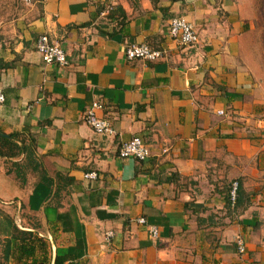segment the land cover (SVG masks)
Returning a JSON list of instances; mask_svg holds the SVG:
<instances>
[{"label": "crops", "instance_id": "obj_1", "mask_svg": "<svg viewBox=\"0 0 264 264\" xmlns=\"http://www.w3.org/2000/svg\"><path fill=\"white\" fill-rule=\"evenodd\" d=\"M252 2L38 0L0 30V134L32 143L47 179L27 169L20 182L7 169L22 154L0 156V224L9 216L36 237L31 255L0 251V264H264V89L242 57ZM172 17L192 25L196 44L169 37ZM41 33L66 64L42 61ZM131 42L164 54L126 59ZM92 101L114 134L85 123ZM134 136L148 148L142 161L117 154Z\"/></svg>", "mask_w": 264, "mask_h": 264}, {"label": "built area", "instance_id": "obj_2", "mask_svg": "<svg viewBox=\"0 0 264 264\" xmlns=\"http://www.w3.org/2000/svg\"><path fill=\"white\" fill-rule=\"evenodd\" d=\"M106 8L111 9L116 0H104ZM167 33L175 43L184 46H192L197 42V35L192 25L182 17H172L168 22ZM34 50L45 63H55L58 65L66 64V55L63 49L55 41L50 40L46 34H38L34 41ZM123 54L126 59H145L154 61L161 58L164 54L162 49H152L143 42L126 43L123 47ZM3 100V95L0 92V102ZM99 103L92 101L83 111V120L85 123L97 134L112 135L114 129L109 122L98 117L94 110L99 108ZM221 113V111H218ZM148 148L139 137H131L120 143L117 154L119 157H131L137 161H142L148 156ZM84 179H95L96 173L88 171L83 173ZM237 192V182L234 180L230 182L228 187V200L229 205L232 207L235 203ZM135 222L145 224V219L142 216L136 217ZM147 234L151 238H155L158 234L157 228L154 225H146ZM105 238L108 239L112 236V231L105 232ZM236 249L238 252L243 251V242L237 237L235 240Z\"/></svg>", "mask_w": 264, "mask_h": 264}, {"label": "trees", "instance_id": "obj_3", "mask_svg": "<svg viewBox=\"0 0 264 264\" xmlns=\"http://www.w3.org/2000/svg\"><path fill=\"white\" fill-rule=\"evenodd\" d=\"M20 154L23 156L21 162L10 161L11 168L7 169V172H12L14 177L20 182L24 181V172L27 169L30 170H39L41 171V180H47L43 174L40 163L37 161V156L35 154V147L32 143L25 145L16 133L11 134H0V156L12 158L17 157ZM228 190L225 195V204L229 207L228 200ZM237 200V192L235 202ZM235 205V203H234ZM233 205V206H234ZM232 206V207H233ZM8 224V227L2 228L0 224V235L2 238V248H1V258L6 260L9 257H13L16 260H19L22 256H28L33 253L34 247L33 243L36 237L33 236L32 232L29 230H22L17 228L12 224V220L9 216H4V222ZM38 248H43L41 243L37 244ZM44 260L39 262H34L33 264H43ZM63 256L55 255L53 264H62Z\"/></svg>", "mask_w": 264, "mask_h": 264}, {"label": "rangeland", "instance_id": "obj_4", "mask_svg": "<svg viewBox=\"0 0 264 264\" xmlns=\"http://www.w3.org/2000/svg\"><path fill=\"white\" fill-rule=\"evenodd\" d=\"M252 1V28L243 41L242 57L248 72L264 89V0ZM33 7L38 8V0H0V30L13 19L29 18ZM2 243L0 235V250Z\"/></svg>", "mask_w": 264, "mask_h": 264}]
</instances>
